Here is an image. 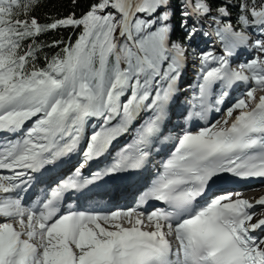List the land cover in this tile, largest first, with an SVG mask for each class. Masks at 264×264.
<instances>
[{"label":"snow or ice","instance_id":"6c2138e0","mask_svg":"<svg viewBox=\"0 0 264 264\" xmlns=\"http://www.w3.org/2000/svg\"><path fill=\"white\" fill-rule=\"evenodd\" d=\"M38 3L0 0V264H264V218L254 222L250 211L264 212V198L226 192L197 203L222 174L264 180V95H256L264 92V0L220 4L215 15L212 0H180L184 39L210 20L222 45L218 56L172 40L173 0H93L80 17L47 24L32 15ZM231 7L235 25L222 20ZM59 28L79 34L74 42L37 41ZM61 44L41 66L43 47ZM241 49L255 55L234 69L230 58ZM190 57L199 62L200 82L187 119L204 126L174 138L162 171L134 206L64 209L69 193L86 194L105 176L150 163ZM237 83L248 87L225 107ZM145 112L148 119L134 127ZM92 120L98 128L85 136ZM130 131L133 142L110 167L83 175ZM77 152L73 174L25 205L21 194L36 174ZM149 201L163 207L147 211Z\"/></svg>","mask_w":264,"mask_h":264},{"label":"trees","instance_id":"16d2710c","mask_svg":"<svg viewBox=\"0 0 264 264\" xmlns=\"http://www.w3.org/2000/svg\"><path fill=\"white\" fill-rule=\"evenodd\" d=\"M229 2L235 3V0H212V8L214 10L213 14L215 15V8L218 5ZM92 3L93 0H75V3L73 2V0H39V3L36 6L35 10L32 12V15L37 17L38 21L41 24H47L50 23L53 19L67 17L71 13H75L76 17H80L84 12L88 10L89 6ZM178 4L180 5V2L178 0H175L174 6L177 7ZM229 10L231 12V18L225 19L224 17H222V20L225 23L231 22L233 25H235L237 9L235 7H231ZM177 16L180 18L179 14ZM179 22L180 21L176 22L177 27H179ZM184 32L185 31L183 30L180 33L177 32L173 34L172 39L174 41H180L182 43H185L186 40L184 39V37L186 35V32ZM78 34V29L59 28L54 31L42 33L41 35L36 37V39L39 43L43 45L51 44L53 41H64L65 43H67L69 40L74 42ZM62 47L63 44H61L60 47H43L39 64L41 66L44 65V55L51 57L57 52H59L60 48Z\"/></svg>","mask_w":264,"mask_h":264},{"label":"bare ground","instance_id":"6f19581e","mask_svg":"<svg viewBox=\"0 0 264 264\" xmlns=\"http://www.w3.org/2000/svg\"><path fill=\"white\" fill-rule=\"evenodd\" d=\"M252 54L254 55V52L252 51ZM251 54V55H252ZM183 72L187 75V73L185 72V70L183 69ZM189 80H190V78L188 79V80H186L185 78H182V83H183V85H186V84H188V82H189ZM186 81V82H185ZM188 81V82H187ZM40 191H41V189L42 188H38ZM110 196V195H109ZM108 196V197H109ZM96 206H101V207H107V205H105V204H101V202H97V204H96Z\"/></svg>","mask_w":264,"mask_h":264},{"label":"rangeland","instance_id":"374dc122","mask_svg":"<svg viewBox=\"0 0 264 264\" xmlns=\"http://www.w3.org/2000/svg\"><path fill=\"white\" fill-rule=\"evenodd\" d=\"M254 55H255V53H254Z\"/></svg>","mask_w":264,"mask_h":264}]
</instances>
